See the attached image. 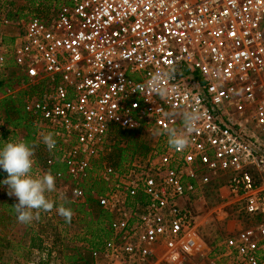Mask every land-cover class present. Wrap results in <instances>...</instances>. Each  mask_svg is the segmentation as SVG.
I'll use <instances>...</instances> for the list:
<instances>
[{"label":"built area","instance_id":"1","mask_svg":"<svg viewBox=\"0 0 264 264\" xmlns=\"http://www.w3.org/2000/svg\"><path fill=\"white\" fill-rule=\"evenodd\" d=\"M38 6L42 14L0 23L19 27L10 54L22 73L3 98L26 92L29 143L38 144L33 174L53 173L55 200L91 198L112 215L108 237L89 248L91 264H186L199 254L206 264H264V0ZM5 47L0 30V68ZM174 65L179 72L161 81L162 95L153 76ZM185 110L202 119L190 145L176 150L153 131L180 127L164 114ZM117 128L147 130L154 148L112 164L106 150ZM48 132L57 140L53 153L42 143ZM21 139L27 133L0 113V147ZM211 177L249 221L214 247L200 233L193 202Z\"/></svg>","mask_w":264,"mask_h":264},{"label":"rangeland","instance_id":"2","mask_svg":"<svg viewBox=\"0 0 264 264\" xmlns=\"http://www.w3.org/2000/svg\"><path fill=\"white\" fill-rule=\"evenodd\" d=\"M42 2L46 0H0V23L5 17L18 22L27 20L35 14H42L41 6H38V3ZM0 27L6 43L5 51L8 52L7 64L0 68V83L3 84L0 86L1 100L6 91L16 88L18 83H21L22 73L14 64L13 55L10 54L19 27L16 24L6 27L0 24ZM0 113L5 117L4 109L1 107ZM135 144L145 145L147 149L139 147L138 151H134ZM154 144L155 138L147 130L134 131L126 137L112 134L107 143L106 160L113 162L110 156L116 146L126 148V160L122 163L124 164L135 156L149 153ZM39 152L41 156L44 154L41 150ZM61 168L65 170L64 166ZM3 175L8 174L3 171ZM101 186L102 183L99 188ZM222 186L221 182L211 177L202 192L193 200L200 216V233L208 247L216 246L228 235L249 223L239 204L227 196ZM48 195L50 199L56 201L53 193ZM10 199L18 202L15 196L8 195L5 187L0 203V264H37L43 259L48 260L49 264H72V257L78 254L90 259L89 248L93 246L92 244L103 241L109 235L108 224L112 215L101 209L96 202L84 206L87 213L79 211V207L74 206V215L70 223L64 222L65 219L54 208L49 212H42L39 220L25 225L17 221L12 206L3 205L4 202H10ZM56 203L58 205L60 202ZM205 250L207 252V249ZM186 264L206 262L204 256L199 254L191 257Z\"/></svg>","mask_w":264,"mask_h":264},{"label":"clouds","instance_id":"3","mask_svg":"<svg viewBox=\"0 0 264 264\" xmlns=\"http://www.w3.org/2000/svg\"><path fill=\"white\" fill-rule=\"evenodd\" d=\"M178 65H174L167 70H162L154 74L153 82L157 90L166 94L161 81L172 80L178 74ZM165 118L181 121L180 127L156 128L154 136H166L167 144L170 148L183 150L190 145L191 136L196 131L202 114L199 110H185L182 112L165 113ZM53 132H48L42 136V143L49 153L56 149L57 140ZM38 144L29 143L25 140L6 141L0 147V168L8 175L0 184L6 186L8 195L15 196L18 200L12 207L16 213L17 221L21 224H31L34 220H39L42 212H49L55 208L56 212L70 223L74 215L73 210L66 206L69 201L66 197H61L62 202L58 205L56 201L49 198L50 193L56 191V177L51 171L34 175L33 167L36 163L34 156Z\"/></svg>","mask_w":264,"mask_h":264},{"label":"trees","instance_id":"4","mask_svg":"<svg viewBox=\"0 0 264 264\" xmlns=\"http://www.w3.org/2000/svg\"><path fill=\"white\" fill-rule=\"evenodd\" d=\"M36 1V0H33ZM3 84L0 83V86ZM26 94L25 91H22L18 94L16 98H13L11 96L2 98L0 100V107L4 109V114L6 117V120L14 127L20 128L24 130L27 133V140L28 142H32V133H33V127H32V120L30 116L24 112L23 110V96ZM133 134L134 131H129V130H123L120 128H117L112 134H115L118 137H126L129 134ZM139 147H141L143 150H146L147 147L145 145H140V144H135L134 146V151H138ZM108 158V157H107ZM110 158L112 159L113 162L112 164L116 166H121L123 165V161L126 160V148H121L116 146L114 151L111 153ZM3 175V173H2ZM1 175V176H2ZM11 200V199H10ZM92 202H95L91 198L87 199L86 203H79L75 204L73 202H69L67 205L70 207L72 210H74V206L79 207V211H82L84 213H87L84 211V206L86 204H91ZM9 204L10 206H13L15 204L14 201H10L8 203L4 202L3 205ZM59 204V203H58ZM66 205V206H67ZM65 222V220H64ZM103 241L100 240V242L92 244L93 246L91 247H97L101 245ZM37 264H49L48 260H40ZM72 264H91V259L89 257H84L81 254L75 255L72 257Z\"/></svg>","mask_w":264,"mask_h":264},{"label":"crops","instance_id":"5","mask_svg":"<svg viewBox=\"0 0 264 264\" xmlns=\"http://www.w3.org/2000/svg\"><path fill=\"white\" fill-rule=\"evenodd\" d=\"M90 259H91V256H90Z\"/></svg>","mask_w":264,"mask_h":264}]
</instances>
